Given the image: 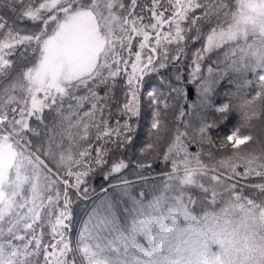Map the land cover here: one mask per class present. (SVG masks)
<instances>
[{
	"label": "snow or ice",
	"instance_id": "obj_1",
	"mask_svg": "<svg viewBox=\"0 0 264 264\" xmlns=\"http://www.w3.org/2000/svg\"><path fill=\"white\" fill-rule=\"evenodd\" d=\"M0 264H264V0H0Z\"/></svg>",
	"mask_w": 264,
	"mask_h": 264
},
{
	"label": "trees",
	"instance_id": "obj_2",
	"mask_svg": "<svg viewBox=\"0 0 264 264\" xmlns=\"http://www.w3.org/2000/svg\"><path fill=\"white\" fill-rule=\"evenodd\" d=\"M232 122H233V123L235 122V117L233 118V121H232ZM146 131H147V129H146ZM255 131H256V134H259L260 129L257 128ZM84 207H86V204H82V207H81L80 209H78V210L81 212V215H83V208H84ZM78 231H79V226H77V229H76L75 232H74V236H75L76 233H78Z\"/></svg>",
	"mask_w": 264,
	"mask_h": 264
},
{
	"label": "rangeland",
	"instance_id": "obj_3",
	"mask_svg": "<svg viewBox=\"0 0 264 264\" xmlns=\"http://www.w3.org/2000/svg\"><path fill=\"white\" fill-rule=\"evenodd\" d=\"M101 243V244H103L104 243V241L101 239L100 241H94V243Z\"/></svg>",
	"mask_w": 264,
	"mask_h": 264
}]
</instances>
